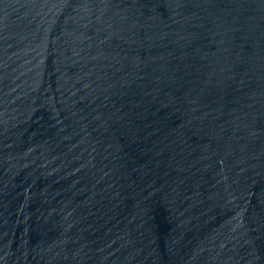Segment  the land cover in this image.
<instances>
[{"label":"water","instance_id":"95a60500","mask_svg":"<svg viewBox=\"0 0 264 264\" xmlns=\"http://www.w3.org/2000/svg\"><path fill=\"white\" fill-rule=\"evenodd\" d=\"M0 264H264V0H0Z\"/></svg>","mask_w":264,"mask_h":264}]
</instances>
